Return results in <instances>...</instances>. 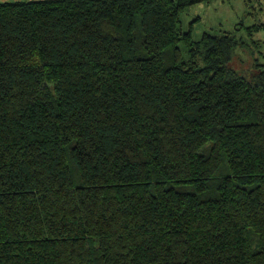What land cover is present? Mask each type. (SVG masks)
<instances>
[{"label":"trees","instance_id":"obj_1","mask_svg":"<svg viewBox=\"0 0 264 264\" xmlns=\"http://www.w3.org/2000/svg\"><path fill=\"white\" fill-rule=\"evenodd\" d=\"M209 1L0 4V264H264V71L182 31Z\"/></svg>","mask_w":264,"mask_h":264},{"label":"rangeland","instance_id":"obj_2","mask_svg":"<svg viewBox=\"0 0 264 264\" xmlns=\"http://www.w3.org/2000/svg\"><path fill=\"white\" fill-rule=\"evenodd\" d=\"M36 1L44 0H0V4ZM260 24L264 25L262 0H210L186 8L180 16V28L183 32L191 28L194 41H198L205 33L214 36L231 34L240 44L229 66L250 81L254 71H264V29L249 37L246 28ZM179 47L186 60L187 51L183 44ZM252 68L254 71H251Z\"/></svg>","mask_w":264,"mask_h":264}]
</instances>
